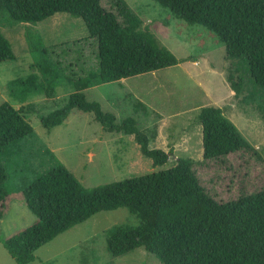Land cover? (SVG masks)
<instances>
[{"label":"trees","instance_id":"obj_1","mask_svg":"<svg viewBox=\"0 0 264 264\" xmlns=\"http://www.w3.org/2000/svg\"><path fill=\"white\" fill-rule=\"evenodd\" d=\"M157 1L187 23L205 26L224 43L226 58L245 61L249 82L264 93V0ZM111 3L117 14L101 0H0V24L36 23L55 12L80 17L88 31L84 39L96 42V66L66 77L74 90L59 108L40 116L41 124L47 129L58 125L73 108L90 111L105 130L132 134L140 152L161 165L171 149L149 147L154 128L148 136L132 116L117 123L112 111L87 99L83 90L190 57L179 58L160 43L126 0ZM33 34L29 49L35 70L8 84L25 96L40 92L53 97L62 70L48 55L39 31ZM14 59L0 30V62ZM227 80L235 95L241 92L242 77L228 72ZM23 106L0 103V218L15 190L7 185L8 147L34 135ZM196 120L202 134L200 159L177 156L168 168L94 186L83 185L60 162L38 174L21 191L35 219L0 239L5 250L17 264H31L32 251L59 233L100 210L126 207L139 222L106 229V247L113 256L142 247L162 264H264V154L221 107L201 106Z\"/></svg>","mask_w":264,"mask_h":264},{"label":"rangeland","instance_id":"obj_2","mask_svg":"<svg viewBox=\"0 0 264 264\" xmlns=\"http://www.w3.org/2000/svg\"><path fill=\"white\" fill-rule=\"evenodd\" d=\"M126 1L160 43L177 57L190 59L93 85L83 92L87 99L97 100L104 110L112 111L117 123L132 116L148 136L154 128L156 135L150 139L149 147L171 149L167 161L154 165L150 157L140 152L132 134L105 130L90 111L73 108L60 124L49 129L41 124L40 116L59 108L74 90L66 77L84 74L96 66V42L84 39L88 31L80 17L55 12L36 23H1L0 30L16 59L0 62V103L24 105V115L34 129V135L8 147L11 165L7 167V185L19 190L6 199L0 218L1 240L34 221L35 214L21 191L58 162L83 185L94 186L168 168L177 156L200 159L202 134L196 115L201 106L221 107L245 139L264 154V93L249 82L245 61L226 58L224 43L205 26L187 23L157 0ZM101 4L117 14L111 0H101ZM118 19L122 21L119 15ZM35 30L47 45L52 61L62 70L53 97L40 92L25 96L8 84L35 70L29 49ZM228 72L242 77L243 86L237 95L227 80ZM138 222L137 214L126 207L100 210L33 250L30 263L162 264L142 247L119 256L107 250L105 231L109 226ZM0 264H17L1 241Z\"/></svg>","mask_w":264,"mask_h":264},{"label":"crops","instance_id":"obj_3","mask_svg":"<svg viewBox=\"0 0 264 264\" xmlns=\"http://www.w3.org/2000/svg\"><path fill=\"white\" fill-rule=\"evenodd\" d=\"M16 107H18V106H16Z\"/></svg>","mask_w":264,"mask_h":264}]
</instances>
